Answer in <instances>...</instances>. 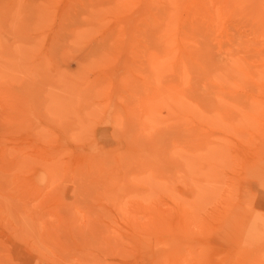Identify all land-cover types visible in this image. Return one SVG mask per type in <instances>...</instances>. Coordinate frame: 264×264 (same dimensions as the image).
I'll use <instances>...</instances> for the list:
<instances>
[{"label":"rangeland","instance_id":"1","mask_svg":"<svg viewBox=\"0 0 264 264\" xmlns=\"http://www.w3.org/2000/svg\"><path fill=\"white\" fill-rule=\"evenodd\" d=\"M199 255L264 264V0H0V264Z\"/></svg>","mask_w":264,"mask_h":264},{"label":"bare ground","instance_id":"2","mask_svg":"<svg viewBox=\"0 0 264 264\" xmlns=\"http://www.w3.org/2000/svg\"><path fill=\"white\" fill-rule=\"evenodd\" d=\"M111 132L114 133L113 130H112ZM113 133H112V135H113ZM114 134H115V133H114ZM125 134H126V133H125ZM115 135H116V134H115ZM136 142H137V141H136ZM143 145H144V144H143ZM151 146H152V144H151ZM154 146H157V148H159V149L161 148V145H160V144H156V145L154 144ZM158 146H159V147H158ZM103 147L105 148L106 146L103 145ZM143 147H145V145H144ZM152 148H154V147L152 146ZM115 149H117V148H114V151H115ZM153 150H154V149H153ZM160 150H161V149H160ZM155 151H157V150H156V147H155ZM148 157H149V156H148ZM121 158H122V157H121ZM122 159H124V157H123ZM145 161H146V158H145ZM118 162H119V161H118ZM113 163L116 164L115 161H114ZM113 163H111L110 165H112ZM114 164H113L112 166L115 167ZM120 164H121V163H120ZM120 164H119L118 168H120ZM140 164H141V163H140ZM140 164H139V165H140ZM110 165H108V166H110ZM116 166H117V164H116ZM125 166H128V165L126 164ZM142 166H144V165L142 164ZM142 166H141V167H142ZM147 166H148V165H147ZM121 167H123V164L121 165ZM107 168L109 169V172L111 171V169L113 170V167H107ZM118 168L115 167V170L118 171V170H119ZM125 168H126V167H125ZM125 168H124V170H125ZM127 168H128V167H127ZM127 168H126V170H127ZM108 169H107V171H108ZM124 170H123V171H124ZM117 171H116V172H117ZM116 172H114V173H116ZM114 173H109V175H111V174L113 175ZM124 173H125V171H124ZM116 174H117V173H116ZM116 174H114V175H116ZM107 175H108V174H107ZM112 175H111V176H112ZM164 221H165V220H164ZM154 223H155V222H153V226H154ZM158 226L160 227V225H158ZM158 226H157V228H158ZM164 226H165V225H164ZM164 226L161 227V229H163ZM157 228H155V229H157ZM166 228H168V227H166ZM166 228H164V230H166ZM159 229H160V228H159ZM159 229H158V230H159ZM170 254H171V253H170ZM172 255H173V252H172ZM199 256H200V255H199ZM201 257H202V255L200 256L199 259H201ZM197 259H198V258H197ZM196 261H197V260H196ZM196 261H195V262H196ZM200 262H201V264H202V263H203V260L201 259ZM200 262H199V263H200Z\"/></svg>","mask_w":264,"mask_h":264}]
</instances>
